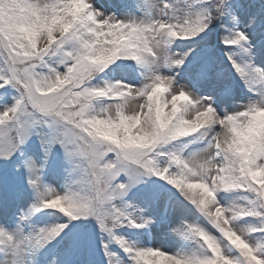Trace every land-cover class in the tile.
I'll list each match as a JSON object with an SVG mask.
<instances>
[{"label":"snow or ice","instance_id":"snow-or-ice-1","mask_svg":"<svg viewBox=\"0 0 264 264\" xmlns=\"http://www.w3.org/2000/svg\"><path fill=\"white\" fill-rule=\"evenodd\" d=\"M0 264H264V0H0Z\"/></svg>","mask_w":264,"mask_h":264}]
</instances>
